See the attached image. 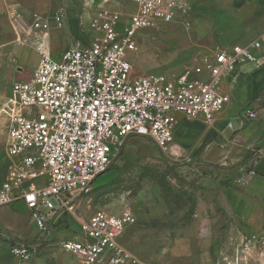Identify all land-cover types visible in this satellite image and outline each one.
<instances>
[{"label": "built area", "instance_id": "2783aa9c", "mask_svg": "<svg viewBox=\"0 0 264 264\" xmlns=\"http://www.w3.org/2000/svg\"><path fill=\"white\" fill-rule=\"evenodd\" d=\"M90 1L91 15L80 22L83 36L58 55L38 48L31 76L14 81L12 95L0 106L7 119L8 160L0 206L23 200L43 235L69 212L80 230L55 246L82 264H145L121 239L138 220L134 210L95 209L83 217L80 198L119 158L128 136L147 137L168 153L179 118L201 119L211 127L230 102L222 83L238 65L257 59L254 50L264 52V32L247 45H216L198 64L176 74L133 75L128 53L137 49L139 31L181 19L189 26L194 0ZM63 20L64 12L55 11L33 27L47 31ZM204 71L207 79L201 77ZM255 115L246 111L243 117ZM43 239L15 241L10 255L27 262L41 251Z\"/></svg>", "mask_w": 264, "mask_h": 264}, {"label": "rangeland", "instance_id": "374dc122", "mask_svg": "<svg viewBox=\"0 0 264 264\" xmlns=\"http://www.w3.org/2000/svg\"><path fill=\"white\" fill-rule=\"evenodd\" d=\"M113 1L110 3L115 5ZM217 7L216 0H207L202 8L192 9L189 26L181 19L157 30L139 31L137 49L128 53L132 72L176 74L189 67L203 35L209 36L208 11ZM55 11L81 22L91 15V1L0 0V51L21 48L20 56L7 58L17 74L13 80L31 76L38 61L31 40L58 31L53 24L50 31L33 24ZM217 172L221 173L217 166L210 169L183 154L164 153L149 139L133 138L93 181L78 212L88 217L95 209L112 213L127 207L134 210L138 220L125 229L121 239L145 264H264V233H243L217 201L214 186L204 182ZM14 261L12 264H82L55 245L43 248L27 262Z\"/></svg>", "mask_w": 264, "mask_h": 264}, {"label": "crops", "instance_id": "0c3cea01", "mask_svg": "<svg viewBox=\"0 0 264 264\" xmlns=\"http://www.w3.org/2000/svg\"><path fill=\"white\" fill-rule=\"evenodd\" d=\"M206 1L194 0L193 9L202 8ZM216 4L217 8L208 11L209 36L204 38L203 35L192 64L186 68L198 64L200 57L216 45H247L264 32V0H216ZM88 18L83 21L86 22ZM56 28L58 31L52 30L47 37H39L36 42L31 40L32 46L36 49L45 46L52 54L58 55L74 39L83 36L85 29L78 20L67 17L65 12L62 26ZM50 30L51 27L47 31ZM20 49L12 46L0 51V106L10 97L9 93L12 95V83L17 81L13 80L17 74L11 69L7 58L20 56ZM254 52L257 57L255 61L238 65L228 82L222 83L220 89L229 94L230 102L213 125L207 127L201 119L179 118L170 147V152L175 155L183 154L188 160H197L210 169L219 167L221 173H210L204 182L214 186L217 201L247 235L264 233V52ZM201 77L207 79L208 73L204 71ZM246 111L256 112V115L243 117ZM0 121L3 123L0 126L1 184L7 176L8 160L4 152L7 119L0 115ZM228 123H232V127ZM133 138L149 139L130 135L126 142ZM83 197L77 204L78 208L82 205ZM52 223L50 232L43 235L36 229L23 200L0 206V264L15 263L9 252L10 245L15 241H33L42 237L43 249L80 230L74 216L66 211Z\"/></svg>", "mask_w": 264, "mask_h": 264}]
</instances>
